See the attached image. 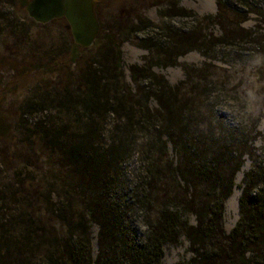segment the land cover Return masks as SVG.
I'll list each match as a JSON object with an SVG mask.
<instances>
[{
	"label": "trees",
	"instance_id": "obj_1",
	"mask_svg": "<svg viewBox=\"0 0 264 264\" xmlns=\"http://www.w3.org/2000/svg\"><path fill=\"white\" fill-rule=\"evenodd\" d=\"M168 3L171 7L160 19H191L194 26L188 33L172 30L165 22L154 25L146 20L144 24L139 16L134 25L130 18L127 24L114 22L112 34L104 38L106 53H83V70L77 75L66 71L54 98L47 90L41 92L47 86L39 89L38 112L47 100L55 99V111L70 109L85 115L88 122L83 133L70 136L67 142L62 140L66 127L44 130L36 160L47 171L38 180L23 173L15 190L6 189L10 201L20 196L26 204L18 214L13 207L2 208L7 218L0 223V264H31L33 249L44 242L53 249L43 264H161L164 246L176 245L181 237L189 244L191 258L180 264H264V161L249 156L251 168L240 186L239 219L226 232L224 202L233 192L247 151L232 130L227 132L218 123V110L205 106L206 93H197L187 69L186 81L177 86H170L153 71L177 65L186 54L179 51L183 45L202 50L200 54L210 60L213 53L206 51L237 48L245 42L264 53V37L242 28L251 14L264 25V0H215L216 15L203 18L184 8L175 10V3ZM208 24L221 30L216 42L205 41L196 31ZM102 34L100 24L92 46ZM140 34L144 38H138L136 45L148 55L143 64L128 68L130 88L124 85L119 39ZM152 100L157 104L154 111L149 110ZM104 113L119 123L106 142L94 122ZM144 130L155 136L141 147L145 174L137 177L133 188L128 185L126 165L133 157L137 131ZM50 190L57 191L58 204H50L45 218L31 217V210L37 212V198ZM92 225L98 229L94 258ZM13 235L18 242L11 240Z\"/></svg>",
	"mask_w": 264,
	"mask_h": 264
},
{
	"label": "rangeland",
	"instance_id": "obj_2",
	"mask_svg": "<svg viewBox=\"0 0 264 264\" xmlns=\"http://www.w3.org/2000/svg\"><path fill=\"white\" fill-rule=\"evenodd\" d=\"M29 1L0 0V223L7 218L6 210L2 208L13 207L18 214L25 206L23 204H26L20 196L13 197L14 200L10 201L11 197L6 189L15 190L17 181L21 179L23 173L38 180L47 171L46 167L36 160L43 143L41 139L43 131L66 127L67 134L62 136V140L67 142L70 136L83 133V126L85 127V123L88 122L85 115L74 113L70 109H63L62 113L55 111L53 109V105H57L55 99L47 100L44 110L38 112L41 109V98L38 94L41 87L47 86V89L44 88L41 92L47 90L49 94L47 95L54 98L59 82L63 81L64 84L66 71L77 75L83 70L86 57L83 53L88 55L106 53L104 49L107 43L104 38L109 33L112 34L114 22H119L117 25L127 24L130 18V23L134 25L136 16H139L144 20V24L146 20L154 25L165 22L172 30L181 28L182 33H188V29L194 26L191 19L168 18L164 21L160 19L159 16L171 7L169 1L175 3V10L184 8L200 18L215 16L217 13L215 0H95V12L99 24L103 26V34L97 44L86 50L80 49L79 57L73 64L70 61V53L74 42L67 22L59 19L45 25L35 23L28 17L25 9ZM259 21L257 15L251 14L242 28L253 31L259 38H263L264 25ZM196 31L200 33V37L204 36L207 42L211 39L216 42L215 38L222 35L217 26L210 24L199 26ZM121 37L119 53L122 57L124 85L128 84L133 88L128 68L134 64H143L148 51L136 45L138 38H144L143 34L137 38L132 36L130 39ZM189 49L188 45L181 46L179 51L186 54L178 60L177 65L158 66L153 71L162 76L170 86H177L186 81L187 69L197 84V93H206V96H203V100L206 98L207 101L205 106L213 108V111L218 110L216 115L220 117L218 123L223 125L225 131L232 130L247 151L243 158L244 164L235 175L233 192L224 202L223 225L225 231L229 232L239 219L240 186L244 173L251 168L249 156L264 161V111L248 110L241 92V85L257 73L250 62L257 56H264V53L255 52L253 46L247 42L237 48L224 46L215 48L214 51H206L205 53H213L212 60L203 57L200 54L202 50L200 52ZM81 57L83 58L80 60ZM263 72L264 67H260L258 75L261 80H264ZM202 88L207 90L204 91ZM156 108V102L150 101L149 110L154 111ZM214 116L213 114L212 117ZM94 122L99 126L102 142L109 140L115 132V126L119 124L112 115L105 113L94 118ZM148 132L137 131L133 157L126 165L128 185L133 188L137 186V177L141 178L145 174L142 171L144 157L141 156V147L150 137L155 136V132L151 135ZM168 154L170 158L174 157L169 147ZM15 157L21 161H15ZM25 157L27 161L23 163L22 159ZM24 165L27 167L24 168ZM47 191L41 194L42 198H37L35 203L37 212L35 214L31 210V217L45 218L50 204L53 203V207L58 204L60 197L55 193L57 191L50 190L52 193ZM37 195H40V192H37ZM8 232L16 233L13 229H8ZM97 233V227L92 225L90 238L93 258L97 253ZM11 240L18 242L16 235H13ZM29 246L34 245L30 243ZM52 249L48 242H44L40 248L35 247L29 262L43 264L44 256ZM163 251L161 264H180L191 258L189 244L184 237H181L176 245H165Z\"/></svg>",
	"mask_w": 264,
	"mask_h": 264
},
{
	"label": "water",
	"instance_id": "obj_3",
	"mask_svg": "<svg viewBox=\"0 0 264 264\" xmlns=\"http://www.w3.org/2000/svg\"><path fill=\"white\" fill-rule=\"evenodd\" d=\"M25 9L28 17L40 25L65 19L74 42L70 53L73 64L79 50L91 47L100 31L95 0H30Z\"/></svg>",
	"mask_w": 264,
	"mask_h": 264
},
{
	"label": "clouds",
	"instance_id": "obj_4",
	"mask_svg": "<svg viewBox=\"0 0 264 264\" xmlns=\"http://www.w3.org/2000/svg\"><path fill=\"white\" fill-rule=\"evenodd\" d=\"M250 63L256 68L257 73L241 85V92L247 109L260 112L264 111V80L259 78L258 72L260 67H264V56H257Z\"/></svg>",
	"mask_w": 264,
	"mask_h": 264
}]
</instances>
